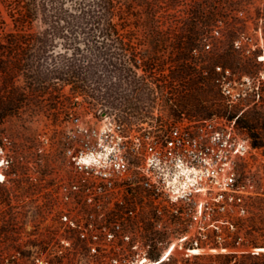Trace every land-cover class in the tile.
I'll use <instances>...</instances> for the list:
<instances>
[{"label":"rangeland","instance_id":"rangeland-1","mask_svg":"<svg viewBox=\"0 0 264 264\" xmlns=\"http://www.w3.org/2000/svg\"><path fill=\"white\" fill-rule=\"evenodd\" d=\"M121 1L133 25L120 29L115 47L66 27L55 41L30 48L28 64L37 74L17 80L22 89L10 98L23 104L0 122V264H264V252L256 253L264 248V0H216L218 11L206 28L203 0ZM40 18L31 33L47 29ZM217 67L229 71L228 81L241 94L234 102L216 85ZM70 68L85 73L84 91L60 74ZM182 115L236 119L250 139L253 150L238 171L251 178L257 195L246 201L245 214L227 215L232 224L207 222V236L200 238L199 227L181 222L173 207L163 216L144 208L137 218L128 216L124 232L110 242L102 231L112 230L122 210L75 207L70 218L76 227L62 220L60 190L72 177L70 152L101 137L109 145L115 137L109 121L130 132L151 125L164 131ZM168 226L171 247L164 250ZM80 227L101 236L98 253L80 237ZM152 229L162 236L154 238ZM193 249L202 254L192 255Z\"/></svg>","mask_w":264,"mask_h":264},{"label":"built area","instance_id":"built-area-1","mask_svg":"<svg viewBox=\"0 0 264 264\" xmlns=\"http://www.w3.org/2000/svg\"><path fill=\"white\" fill-rule=\"evenodd\" d=\"M205 48L210 49V45ZM216 69L220 75L217 87L234 102L241 94L228 81L229 71ZM108 124L115 134L109 145L101 137L95 143L85 142L77 153L70 152L72 177L61 186L60 202L62 220L73 227L76 222L70 218L72 208L84 207L86 211L105 204L122 210L112 230L105 227L102 231L103 240L110 242L124 232L128 216L137 218L144 208L163 216L173 207L181 222L197 225L201 231L198 236L206 238L207 222L213 226L232 224L227 215L245 214L246 201L257 195L251 178L238 171L253 148L250 139L239 130L236 119L213 116L196 120L182 115L164 131L162 126L157 129L151 125L130 132L119 121ZM107 148H110L107 160L84 162L87 154L105 155ZM173 181L178 186L185 181L191 184L175 195ZM215 214L224 217L215 219ZM160 219L165 225L171 223L169 217ZM80 230V237L91 241V252L98 253L101 236L89 235L90 227ZM121 238L131 239L128 235Z\"/></svg>","mask_w":264,"mask_h":264},{"label":"trees","instance_id":"trees-1","mask_svg":"<svg viewBox=\"0 0 264 264\" xmlns=\"http://www.w3.org/2000/svg\"><path fill=\"white\" fill-rule=\"evenodd\" d=\"M203 4V14L206 15L203 24L206 28L210 20L208 17H214L218 10L215 6L216 0H203ZM0 6L12 23L10 28L3 10L0 9V92L8 95L6 100L0 101V122L5 121L11 110L23 104L19 99L10 98L22 89L16 85L17 80L37 74L28 64V59L32 56L29 53L31 47L55 41L57 34L66 27L93 34L91 38H85L87 41L103 44L111 42V47H115L121 41L120 29L133 25L124 18L125 11L121 0H0ZM207 9L214 12H206ZM39 18L47 29L42 34L31 33L33 24ZM79 39L77 36L72 42L76 43ZM104 56L117 60L122 55L105 53ZM131 58L135 59L136 55L131 53ZM110 64L114 69L120 70L112 60ZM60 74L66 77V82L74 85L75 90L84 91L88 87V79L82 71L70 68ZM1 81L4 83L1 84ZM1 205L2 203L0 208Z\"/></svg>","mask_w":264,"mask_h":264},{"label":"bare ground","instance_id":"bare-ground-1","mask_svg":"<svg viewBox=\"0 0 264 264\" xmlns=\"http://www.w3.org/2000/svg\"><path fill=\"white\" fill-rule=\"evenodd\" d=\"M109 152H110V148H107V153L105 155L98 153V154H87V156L83 157L84 162L86 163H92V162H99L100 160H107L108 156H109ZM4 180V176L0 173V182H3ZM191 182V181H190ZM177 181H173V193L175 195L177 194H181V190L185 189L188 185H190L191 183H189L188 181H185L182 183V186H178L176 185ZM222 251H226V250H222ZM257 253H261L264 252V248H258L256 249ZM192 255H199L202 254V250L201 249H193L189 251ZM212 252H218L216 249H213Z\"/></svg>","mask_w":264,"mask_h":264},{"label":"flooded vegetation","instance_id":"flooded-vegetation-1","mask_svg":"<svg viewBox=\"0 0 264 264\" xmlns=\"http://www.w3.org/2000/svg\"><path fill=\"white\" fill-rule=\"evenodd\" d=\"M152 232H153L154 238H160L162 236V234L160 232H157L156 230L152 229ZM171 233H172L171 226L166 227L163 233L166 239L164 250H167V249L169 250V248L171 247V245H169V241L171 240ZM155 242H157V240H155ZM160 245H164V244L161 243Z\"/></svg>","mask_w":264,"mask_h":264},{"label":"water","instance_id":"water-1","mask_svg":"<svg viewBox=\"0 0 264 264\" xmlns=\"http://www.w3.org/2000/svg\"><path fill=\"white\" fill-rule=\"evenodd\" d=\"M257 253V252H256Z\"/></svg>","mask_w":264,"mask_h":264}]
</instances>
